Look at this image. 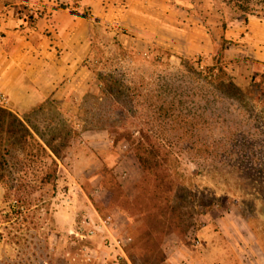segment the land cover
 <instances>
[{
	"label": "rangeland",
	"instance_id": "374dc122",
	"mask_svg": "<svg viewBox=\"0 0 264 264\" xmlns=\"http://www.w3.org/2000/svg\"><path fill=\"white\" fill-rule=\"evenodd\" d=\"M208 1L220 12H173L172 20L161 13L153 26L111 17L94 30L90 54L62 93L21 114L57 150L58 169L44 185L52 161L13 151L10 174L26 183L13 180L7 200L0 184V264H134L130 254L135 264H171L170 244L192 245L200 229L264 251V66L241 55L225 59L241 88L254 86L243 96L204 78L213 65L209 33L237 53L232 25L264 20V0ZM115 129L149 133L170 158L174 199L191 226L166 234L162 255L139 243L141 217L113 203L114 179L133 200L144 176L130 144L114 143ZM109 215L104 228L100 218Z\"/></svg>",
	"mask_w": 264,
	"mask_h": 264
},
{
	"label": "crops",
	"instance_id": "0c3cea01",
	"mask_svg": "<svg viewBox=\"0 0 264 264\" xmlns=\"http://www.w3.org/2000/svg\"><path fill=\"white\" fill-rule=\"evenodd\" d=\"M27 5H43L48 17H28ZM188 7L174 0H0V106L21 116L62 93L63 82L90 54L96 27L115 15L125 24L132 18L152 24L161 13L172 20L173 12H220L208 0H189ZM230 31L238 52L227 49L225 59L241 55L264 63V20L237 22ZM209 34L214 50L213 39L222 35ZM194 232L198 244L189 235L192 245L180 238L170 244L171 264H264L256 243L236 242L226 232L228 242L204 229Z\"/></svg>",
	"mask_w": 264,
	"mask_h": 264
},
{
	"label": "trees",
	"instance_id": "16d2710c",
	"mask_svg": "<svg viewBox=\"0 0 264 264\" xmlns=\"http://www.w3.org/2000/svg\"><path fill=\"white\" fill-rule=\"evenodd\" d=\"M174 2L189 8V0H174ZM189 13L198 14V12ZM213 42V65L204 69L205 81L215 84L229 96H243L250 92L254 86L247 89L241 88L228 71L225 63V53L228 49L226 44L223 41L217 42L215 39ZM252 63L256 69L264 66V63L257 60H252ZM262 76L264 78V71ZM256 78L253 79L254 84H256ZM113 132L116 134L114 143L127 141L144 171L143 178L136 185L138 194L133 200L126 198L122 185L116 179L113 180L110 186L112 193H116L113 203H118L130 213L141 217L143 230L139 243L146 246V251L149 253L162 255L161 243L166 234L174 229H182L186 232L191 226L189 215L182 212V208L177 206L174 199L177 180L171 168L170 158L163 146L149 133L141 131L139 138L130 130L115 129ZM15 150L33 158L45 154L52 162L41 178V183L48 185L55 181L58 169L56 158H59L57 150L37 138L28 123L18 114L0 106V184L6 190V200L10 196L14 180L10 174V158ZM14 181L22 185L26 183L24 178ZM5 218L6 222L11 219L9 212ZM131 255L130 258L135 264V259Z\"/></svg>",
	"mask_w": 264,
	"mask_h": 264
},
{
	"label": "built area",
	"instance_id": "2783aa9c",
	"mask_svg": "<svg viewBox=\"0 0 264 264\" xmlns=\"http://www.w3.org/2000/svg\"><path fill=\"white\" fill-rule=\"evenodd\" d=\"M26 9L28 10V14L27 15L30 18L42 19V18H47L48 17L47 10H46V8L43 5H37V6H34V7H31V6L27 5ZM1 102L4 103V104L7 103L6 99L3 96L1 97ZM100 221H101L102 225L104 226V228H108V225L112 224L113 217L111 215H109L105 219L100 218ZM99 228H101V226L100 227L99 226L98 227L95 226V228L91 231V234L95 235L96 234V230L98 231ZM194 241H195L196 244H198V238L197 237L194 238ZM116 242H117L118 247L122 251L123 255L127 258L126 253L124 252L123 247L121 245V241L120 242L116 241Z\"/></svg>",
	"mask_w": 264,
	"mask_h": 264
}]
</instances>
